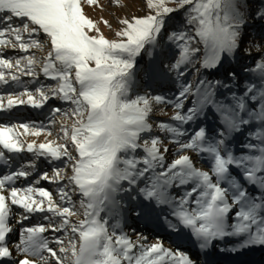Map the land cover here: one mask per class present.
<instances>
[{"label":"snow or ice","instance_id":"snow-or-ice-1","mask_svg":"<svg viewBox=\"0 0 264 264\" xmlns=\"http://www.w3.org/2000/svg\"><path fill=\"white\" fill-rule=\"evenodd\" d=\"M86 2L91 6L97 0ZM146 2L154 14L119 20V39L109 40L84 14L82 0H0V48L25 53L14 62L0 58V84L23 88L8 94L6 105L0 95V110L25 103L42 108L58 98L71 108H55L53 113L73 118L70 127L61 124L59 139L64 143L59 144L25 143L16 130L40 136L42 123L0 125V160L5 150L27 151L65 164L53 169L52 176L42 172L34 181L57 184L58 199L44 187L16 186L32 175V161L0 175V264H198L190 254L164 247L159 237L147 244L136 233L133 241L119 219L111 223L121 212L134 222L191 239L197 255L211 249L239 255L264 248V56L251 69L259 73V83L249 82L239 93L232 88L243 83L236 69L216 76L229 59L237 60L249 19L264 21V10L251 12L248 0ZM170 2L177 8L168 7ZM178 10L185 14L183 24L170 29V14ZM92 31L98 35H90ZM165 40L170 43L165 45ZM45 43L49 50L42 61L28 54ZM253 46L260 50V45ZM157 48L161 51L155 52ZM243 51L250 55V49ZM145 54L152 58L150 80L158 77L177 85L172 97L132 89L138 58ZM13 68L16 72L6 77L4 70ZM41 74L56 86L33 91L22 80L27 76L38 82ZM154 105L174 109L170 122L156 124L171 137L168 143L167 137L152 135ZM209 113L215 126L205 123ZM55 122L53 117L50 124ZM193 122L197 127L190 133ZM245 134L240 151H234V140ZM189 150L203 157L208 170L196 166L186 154ZM13 206L22 211L14 214ZM35 213H44L47 223L25 226ZM14 215L21 229L19 241L10 246ZM47 232L61 235L50 239ZM225 240L231 243L220 248Z\"/></svg>","mask_w":264,"mask_h":264},{"label":"rangeland","instance_id":"rangeland-1","mask_svg":"<svg viewBox=\"0 0 264 264\" xmlns=\"http://www.w3.org/2000/svg\"><path fill=\"white\" fill-rule=\"evenodd\" d=\"M102 6V7H101ZM168 7L177 8L175 3H168ZM82 7L84 14L91 18L93 21L96 22L97 27L99 28V34H102L105 38L109 40H118L119 37L116 35V32L120 30L123 25H121L118 21L123 18L131 19L133 16L135 17H144L148 14H154V10H151L147 6L146 0H97V3L89 6L86 0H82ZM248 10L255 13L257 9L264 10V0H248L247 5ZM184 13L182 10L174 11L170 14L169 18V28L172 27L180 28L182 23L180 22V14ZM104 21L108 23L105 24ZM110 25V26H109ZM250 27L247 29V35L245 36L244 42L241 44L240 48L241 51L237 57L236 61L229 59L216 73V76L221 77V75H225L227 70L230 68L236 69L241 76L243 83L237 87L234 83L232 88L234 91L239 93L241 88H246L249 82H256L259 83V76L252 78L251 74H242V69L247 66L248 71H251L252 68L255 67L256 62L260 59L261 56H264V21L261 20H251L249 19ZM90 35H98L97 32L92 31L89 33ZM170 34V33H169ZM40 39L43 41L44 37L41 36ZM170 42L165 40V45L169 44ZM260 45V50L258 51L256 47L253 45ZM245 48L250 49V55H246L243 51ZM49 50L47 44L45 43V47L43 49H36L33 48L29 50L30 55H34L38 61H42V59L47 55V51ZM166 50V49H165ZM155 52L161 51L160 48L154 50ZM0 58H7L12 60L13 62L21 57L24 56L25 53L19 50V48L13 49L11 47H3L0 48ZM160 59H164L167 62V58L161 56ZM152 58L148 57L147 54L143 55L142 57L138 58L137 66L134 70L135 76L132 83V89L139 94L150 93L154 95H164L166 97H172L177 91V85L173 84L171 81L164 79L161 80L160 78H156L150 80L147 73L152 68ZM41 65L37 64V71ZM6 77L8 73H15L16 69H5ZM192 75L187 77L188 81L192 80ZM22 80L26 82L27 87L31 90H35V88L40 87L41 85L44 86H51L55 87L56 82L50 79L45 78L42 74L39 76V80L32 81L30 77L23 76ZM20 91H23V88L16 87L14 84L9 85H2L0 84V95L5 97L4 103L6 105V97L8 94H16ZM34 94L38 98V93ZM26 99V97H25ZM187 106H191V98L187 102ZM55 108H62L65 110H69L71 105L61 101L58 98H50L42 108H35L27 103L22 105H16L12 108H7L5 106L4 109L0 110V125H19L21 123H35L36 125H40L41 123L44 125L45 130L41 132L40 136H34L31 134L24 133V130L21 128H17L16 130L22 133L21 139L25 141V143L33 142L38 145L39 143H44L48 141H55L57 144L64 143L63 140L59 139L60 127L61 124L71 126L73 123V118L71 116H65L63 112L60 113H53V109ZM174 115V109L171 105H154V111L152 113V119L150 122L153 123V132L152 135H160L161 138L167 137L165 139V143L171 139L167 133H160L156 124L160 121L170 122L171 116ZM55 118V124H50V121ZM217 121L214 119L213 115L208 117V122L206 124H210L215 126ZM204 126V125H201ZM187 127V126H186ZM196 124H191L189 128V132L191 133L192 130L196 129ZM255 128V124L252 125ZM48 131L51 132V135H48ZM246 134L239 136L236 140H234L231 147L234 151H240L239 145L241 141H245ZM71 150V145H69ZM5 159L0 160V175L8 174L13 170H18L21 165L26 164L29 161H32L36 164V168L32 169V175L28 177V179L21 178L16 182L17 187H24L29 184H33L36 187H44L53 193L54 198L58 199V186L55 183H50L48 181L40 180L39 184H34V181L39 179V175L42 172H47L49 176L53 175V169L57 167H65L64 163L61 161H49L46 158H38L33 153H28L27 151L23 153H7L5 150ZM75 154V153H73ZM192 156V159L196 163V166L201 168L202 170H208L209 165L207 163L202 162L203 157L198 159L197 154H193L190 150L186 153ZM175 155V149L171 153L168 154L167 159L171 161L173 156ZM65 163H67L65 161ZM173 191H178L173 189ZM249 191L252 192L254 195L258 194V191L251 188L249 186ZM6 194V193H5ZM38 198V197H37ZM74 199H77L74 197ZM10 202V201H9ZM235 210V209H234ZM12 211L14 214L20 213L22 210L16 206L12 207ZM165 212H168V209H164ZM44 213H35L31 216V218L24 222L25 226L35 225V224H46L47 222L44 221L43 216ZM103 215V214H102ZM19 217L14 215L10 221V226L14 228L13 233L9 236L8 242L9 245L12 246L14 243L19 241V233L21 229V225L16 223V220ZM82 217H72V220H78ZM116 219H119L121 222V228L124 232H126L133 241H136L137 235L136 233H142L143 236L147 238L144 241L147 244H152L157 242V238L159 237L163 241V245L166 248H170L172 250L180 249L184 251L186 254H190L193 259L198 260V264H254L253 262H247L241 260L239 263H231L229 262L226 256H230L228 252H221L218 249H211L205 255L204 253H199L197 255V248L193 244L192 240L184 237V238H177L171 232L165 231L163 228H157L153 225H145L143 222H134L132 219H127L126 214L121 212L120 216L111 220V223H115ZM229 222H232V214H229ZM135 229V231H133ZM44 235L48 236L50 239L54 236L61 235L60 233H52L47 232ZM231 241L225 240L219 242V247L223 248L229 245ZM53 248H58L59 246L52 243L50 244ZM17 255L14 252V256ZM254 257L259 261L261 260L264 262V250L258 249L253 251ZM243 256L249 257V254H243ZM23 258V257H20ZM30 259L32 257H29ZM247 260V259H246Z\"/></svg>","mask_w":264,"mask_h":264},{"label":"bare ground","instance_id":"bare-ground-1","mask_svg":"<svg viewBox=\"0 0 264 264\" xmlns=\"http://www.w3.org/2000/svg\"><path fill=\"white\" fill-rule=\"evenodd\" d=\"M258 249H261V250H264V248H255V249H251V250H248L247 252L243 253V254H249V257L247 256L246 259L245 257L243 256V254H239V255H234V254H230V256H226V258H228L229 262L231 263H239L241 260L243 261H247V262H253L254 264H264V262H262L261 260H257L254 255H253V251L255 250H258Z\"/></svg>","mask_w":264,"mask_h":264},{"label":"trees","instance_id":"trees-1","mask_svg":"<svg viewBox=\"0 0 264 264\" xmlns=\"http://www.w3.org/2000/svg\"><path fill=\"white\" fill-rule=\"evenodd\" d=\"M180 17H181V19H180V22L183 24V21H184V18H185V14L184 13H182V14H180ZM181 24V25H182ZM242 72V74H250V73H252L251 74V76H252V78H255V77H258L259 76V73L258 72H256V73H253L252 71H241ZM225 75H221V77L223 78ZM210 114V116H212V114L211 113H209ZM208 117H209V115H208ZM206 122H208V119H207V121ZM205 122V123H206ZM193 124H196L195 122H193Z\"/></svg>","mask_w":264,"mask_h":264}]
</instances>
